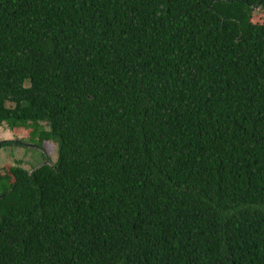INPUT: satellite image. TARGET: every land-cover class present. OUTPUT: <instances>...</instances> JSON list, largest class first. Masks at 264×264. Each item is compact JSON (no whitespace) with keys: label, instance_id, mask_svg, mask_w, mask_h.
<instances>
[{"label":"trees","instance_id":"16d2710c","mask_svg":"<svg viewBox=\"0 0 264 264\" xmlns=\"http://www.w3.org/2000/svg\"><path fill=\"white\" fill-rule=\"evenodd\" d=\"M3 124L0 264H264V0H0Z\"/></svg>","mask_w":264,"mask_h":264},{"label":"rangeland","instance_id":"374dc122","mask_svg":"<svg viewBox=\"0 0 264 264\" xmlns=\"http://www.w3.org/2000/svg\"><path fill=\"white\" fill-rule=\"evenodd\" d=\"M261 12L256 9L252 17L253 23H261ZM31 129L10 130L5 124L0 125V175L8 173L13 166H21L26 170H32L39 166L44 158L53 163L56 160V144L43 142L42 148L30 140ZM6 142H10L6 143ZM5 143L3 146L2 144Z\"/></svg>","mask_w":264,"mask_h":264},{"label":"water","instance_id":"95a60500","mask_svg":"<svg viewBox=\"0 0 264 264\" xmlns=\"http://www.w3.org/2000/svg\"><path fill=\"white\" fill-rule=\"evenodd\" d=\"M1 145V144H0Z\"/></svg>","mask_w":264,"mask_h":264}]
</instances>
